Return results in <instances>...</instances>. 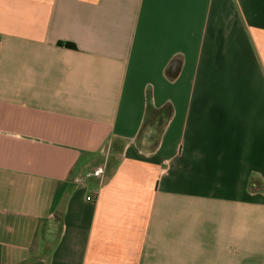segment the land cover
<instances>
[{
  "label": "crops",
  "instance_id": "0c3cea01",
  "mask_svg": "<svg viewBox=\"0 0 264 264\" xmlns=\"http://www.w3.org/2000/svg\"><path fill=\"white\" fill-rule=\"evenodd\" d=\"M0 264H264V0H0Z\"/></svg>",
  "mask_w": 264,
  "mask_h": 264
},
{
  "label": "trees",
  "instance_id": "16d2710c",
  "mask_svg": "<svg viewBox=\"0 0 264 264\" xmlns=\"http://www.w3.org/2000/svg\"><path fill=\"white\" fill-rule=\"evenodd\" d=\"M170 111L169 106L160 109L147 107L142 127L137 136L139 148L145 151L153 149L160 135V130L170 115Z\"/></svg>",
  "mask_w": 264,
  "mask_h": 264
},
{
  "label": "built area",
  "instance_id": "2783aa9c",
  "mask_svg": "<svg viewBox=\"0 0 264 264\" xmlns=\"http://www.w3.org/2000/svg\"><path fill=\"white\" fill-rule=\"evenodd\" d=\"M89 199V198H88Z\"/></svg>",
  "mask_w": 264,
  "mask_h": 264
}]
</instances>
